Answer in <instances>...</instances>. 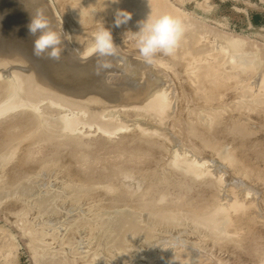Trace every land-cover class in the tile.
Segmentation results:
<instances>
[{"label": "rangeland", "instance_id": "obj_1", "mask_svg": "<svg viewBox=\"0 0 264 264\" xmlns=\"http://www.w3.org/2000/svg\"><path fill=\"white\" fill-rule=\"evenodd\" d=\"M38 1L41 2L39 5ZM38 1V3L36 2L37 6L46 9L45 16L51 22V27L61 32L63 46L72 55V58L74 57L73 59L79 62L88 60L89 58L84 59L80 54L86 47H76L73 44L72 32L70 29L64 27V20L66 23L69 21L71 26L75 24L79 28L85 27L83 23H76L77 20L71 18L67 10L70 0H64L63 2L62 0H44L45 3H42L43 0ZM128 1L132 4L136 0ZM140 1L145 6L154 9V12L149 15L171 14L178 17L184 23L185 28L191 29L187 31L186 36H189L190 32H193L192 34L199 38V46L196 47L198 51H194L193 55L198 54L200 56L201 53L199 54V52L206 48L205 41H208V37H210L209 42L213 44L215 41H218L215 45L217 47L220 45L219 48L222 50L225 49L228 53H233L231 54L232 56L234 53H240L239 56H242L241 61L242 59H246L250 62H248L249 65L255 63L253 70H256L254 69L255 66H257L256 71L258 73H262L261 71L264 70V0ZM56 3H59V6ZM65 4L67 5L66 7ZM100 4L99 8L107 11L108 7ZM47 7L50 9L48 8V10ZM112 13H115V11ZM86 15L88 16V13ZM99 16L97 14L90 16L91 23L89 25L92 29L94 25L98 29L102 24L96 21ZM140 16V13H138V15L131 17L134 20L140 21L143 19L142 17L140 19ZM104 27L108 28V26ZM91 28L87 30L91 32L86 31L88 34L85 33L86 35L83 37L82 43L87 44V46L92 43V35L97 30L96 28L93 30ZM64 37H66L65 40ZM121 48L125 49L122 50ZM121 48H119L120 53L123 52L120 54L117 51L115 57H104L102 58L103 60L97 56H94V59L90 58L93 59L91 63L95 65V70L91 66L89 68L92 69V73L96 71L94 76L91 77L96 88L101 89L98 83L104 84L105 91L109 94L113 93L112 99L118 101L114 100L115 103L112 102L114 103L112 105L102 103L105 106L107 105L106 107L104 106V109L101 107V104L100 106L90 105L91 107L87 106L88 108L82 106L81 108H77L79 112L75 110L76 113L78 112L79 118L85 116L84 123L79 124V131L81 134L82 132L84 134L82 136L83 139L81 138L83 141L82 146L71 145L56 148L54 143L41 142L33 147V161L28 167H17L14 163L18 151L7 149L0 152V161L5 160L2 162L5 165L0 166V176L2 177L0 186L3 188L0 190V264H53L57 260L58 262L55 264H117L116 262L118 264H264V107L258 105L262 108V111L260 110L261 108L258 111L259 107H256L259 104L257 101H263L261 105L264 106V100H262L264 92L263 90L261 91L263 92V96L260 97L262 94H260V91H258V94L256 89L255 94L257 93V95L253 93L254 91H251L250 93L252 94L246 92L245 96L242 92H235L232 87L234 82L246 84V80L248 81L249 79L244 76L246 74L249 75L251 70L248 72L249 74L245 73L244 76L242 75L244 78L236 76L238 79L242 78L241 80H238L234 76L228 78L229 83L223 82V84L225 83L224 85H227L226 87L224 85H217L220 93L217 92L219 94H216V90L215 92H210L212 91V88L209 87L211 85H207L208 88L204 86L203 78L206 75H202L203 72L199 71L201 70L200 66L203 65L202 63V65L196 63V69L194 66L192 69L199 72L198 76L197 72H195L196 74L192 73L195 70L191 71L189 69L190 73L188 70H185V65L183 66L184 63L181 59L172 60L169 56L161 55L152 64H148L139 55L137 49H129L127 45ZM177 51L179 49L176 50L174 56L178 53ZM222 54L218 53L221 57L225 55L224 53ZM213 55L215 59L221 58L216 57V53ZM95 58L110 62L112 67L107 70L99 69ZM179 60L182 63L178 62ZM131 63H135L133 65L137 63L135 71L130 68ZM225 66L224 69L228 71L230 69L229 65L226 64ZM197 67L199 70H197ZM50 69V73L52 71L54 74L60 72L52 70V68ZM151 71L161 79L170 94L169 114L167 117H162L163 122L160 124L157 123L159 116L155 118L156 114L154 115L153 111L142 110V112L137 107L140 105L141 99L149 95V91L151 90L149 87L150 81L142 84L144 85V89L140 90L139 85L142 82H139V78H141V72L149 74L148 72ZM40 72L37 74L40 75ZM185 72L192 75L190 76L191 79H189V75L185 74ZM7 75L9 74H0V86L5 83L8 84L13 78V76H8V79H11L7 80L5 79ZM19 75L17 74L18 77ZM69 75V77H72L71 80H73L70 81V78H68L69 80L64 79L67 81H64L65 83H69L70 81V85H65L64 83V86H72L71 82L77 84L73 85L74 87L78 86V84L81 85V81L77 80L79 79V75L77 78H75L76 74L74 73L73 75ZM25 76V81L22 80L23 78L18 79V81L21 79L19 81L21 87L16 84V89L12 90L11 88L12 92L6 89L9 94L7 95L6 91V96H4L15 99L16 94L18 96L20 91H22L21 88H25L23 86L26 85V78L29 76L30 79L36 78L32 74H28L27 77ZM66 76L65 78L68 77ZM204 79L209 78L207 76ZM36 80L38 79L36 78ZM90 80L88 85H93ZM190 80L193 82L191 81V83ZM197 80L203 81H199L200 83H198ZM260 80L258 79V84L256 83L257 80L255 81V87L260 84V88L263 83V81L260 83ZM21 81H24V84ZM84 81L86 80L82 82ZM195 83H198V86L203 83L202 86L203 88L205 87V91H202L203 93L206 92L207 88L208 92L213 94L209 95L206 92V95L202 94L203 96H200L201 89L196 86L197 89L194 86L196 85ZM84 86H87V84ZM189 86H192L191 88L195 91L199 90V92H193ZM252 86L254 87V84ZM77 88L75 87L74 89ZM133 88L135 89L134 91ZM261 88L264 89L263 86ZM209 89L211 90L209 91ZM247 93L252 97L254 95L260 98H258L259 100L253 99L252 97H248ZM9 95L14 96L9 97ZM243 95L245 97H241ZM4 96L1 95L0 97ZM199 96L200 98H198ZM205 96L207 100L214 101V103H209L208 100L206 105V101L204 102L206 100ZM28 104V101L24 102L25 106H23L26 107L25 110L32 108L30 105L27 107ZM42 107L44 108L41 105L37 110L36 107L32 109L40 116L37 118V114L32 113L37 122L32 117V114H30V120L36 122L35 127L37 128L41 124L39 122L42 120L41 117L44 116ZM89 108L93 110L96 108V111L91 109L90 112ZM206 109L208 110L205 111ZM214 109L216 113L222 110L221 116V112L216 115L214 114V117L219 115V120L217 119L218 117L215 118L219 122H216L218 125L215 123V126L213 123L215 127L213 126L212 130L208 126L201 127L204 122L208 123L207 120H209L210 113H212L210 115L213 117V113H215ZM126 110L128 111L127 113ZM38 111H41V113ZM70 112L73 111L62 108L60 112L55 110L51 114L48 113V116L50 119H54L57 113H59L60 116L66 115L70 117ZM202 112H204V116H201L203 115ZM206 113L208 115L205 116ZM92 118L93 120H91ZM153 118H155L154 121ZM203 118L207 120L203 122ZM141 123L144 131L139 128ZM239 123L240 127L244 126L243 129L236 126ZM105 124H107L109 129H103L101 125ZM191 124L195 129L197 128L196 133H198L196 136H205L211 142L203 144L205 140L201 136L200 139H195V137L191 136L189 132ZM228 124L236 126L235 130L240 131L242 129L240 131L242 134L229 131ZM18 125L17 118L8 119L6 123L0 125V147L8 143V132H11L15 136L18 134L17 132L20 130ZM145 129L155 132L154 135H151L150 132L143 133L146 131ZM209 144H215V146ZM21 145L18 148L19 151L22 147ZM216 145L234 152L233 155L228 156V159L234 162L239 161L237 164H243L248 172L246 174L244 172L238 173L228 167L222 161L221 155H218L219 157L216 156ZM213 146L215 147L214 149ZM206 147L208 148L206 149ZM55 156H57L56 159ZM46 159L51 160L42 163L44 164L41 165L43 167L36 168V165L44 162ZM184 160L187 161L184 162ZM172 162L176 165L174 166ZM177 165L178 167L185 165L183 169L186 172L188 170V174L178 171ZM190 166L191 169H188ZM117 169L133 170L136 173L140 172L138 174L145 175L149 182L156 185L150 188L147 198L158 201L166 194L167 196L164 195L166 203L155 204L156 210L148 211L136 208L137 196L132 197L126 194L124 186L122 187V184H120L119 180L121 179H109L112 171ZM257 174L263 179L258 180L260 177ZM116 182H119L117 188ZM213 182H220L219 187H215ZM19 187L31 191L27 195L20 194V196L23 195L21 198H15L13 196L14 191L16 192V189ZM232 187H234L233 191L230 190ZM237 199L244 204L247 202L246 205L249 204L248 206L250 207L252 205L251 212L257 218L254 217V220L248 218L251 222L249 220L237 222V215L232 212L229 214V217L232 216L231 219L228 217L221 219L222 221L225 220L231 227L234 226L236 233L233 232L231 234L229 233L232 231H228V233L222 232L212 222L209 226L204 225L205 222L200 215L208 214L215 216L218 208L223 209L229 206L226 209H231L230 206ZM202 207L204 208L201 212L202 214L195 213V211ZM207 208H210V212L205 211ZM173 209H177V211ZM249 212L247 214L250 215ZM170 213L171 215L174 214L173 219L168 221L162 220L164 223H152L156 221L157 216H168ZM103 215L105 216L102 220L112 217L113 219L117 218V220L127 219L131 223H137L140 227L138 230L140 231L127 233V236L125 235L126 237L124 238L122 229H110V231L101 225V217ZM211 219L213 220V218ZM235 219L237 220L236 222ZM202 226L204 227L202 228ZM177 227L181 230L177 231ZM147 231L150 234L147 233L148 235H146L145 232ZM129 234H131V237ZM150 235L152 236L149 239ZM233 237L234 241L231 240ZM145 238H148L147 241H145ZM115 241L120 247L116 245ZM128 244H132L133 247ZM179 252L183 253V255Z\"/></svg>", "mask_w": 264, "mask_h": 264}, {"label": "bare ground", "instance_id": "obj_2", "mask_svg": "<svg viewBox=\"0 0 264 264\" xmlns=\"http://www.w3.org/2000/svg\"><path fill=\"white\" fill-rule=\"evenodd\" d=\"M38 1V0H37ZM61 1V0H60ZM64 0H62V2H63ZM39 2V1H38ZM37 2V3H38ZM45 3V1L43 0L42 1V3ZM56 2V1H55ZM58 2V1H57ZM61 2V3H62ZM41 2H39L38 3V5L40 4ZM60 3V2H59ZM58 3V4H59ZM102 4V5H105V6H107L108 7V9H107V11H103V10H101L99 7V4ZM57 4V3H56ZM57 4V5H58ZM100 4V5H101ZM19 4L17 3H15V1L14 0H0V68H5L6 67V65H3V64H5V63H7V62H9L10 64L8 65V67H10L11 65H13V64H15V63H19V62H17V61H21V62H24V64H26L28 61H29V57L27 58V55H26V53L25 52H22V50H20V49H18L17 48V46H15V48H13L12 47V45H18V43H20L18 40H16L15 39V36H13V37H5L6 35H7V33L8 32H6V30H8V29H11V27H12V23L11 22H7L8 21V19L10 18V16L13 14V13H16L18 10L20 11V7L18 6ZM61 5V4H60ZM59 6V5H58ZM62 6V5H61ZM67 5L65 4V7H66ZM40 8H43V7H40ZM49 7H47V9H48ZM60 8V7H59ZM44 9V8H43ZM50 9V8H49ZM48 9V10H49ZM67 9V8H66ZM44 10H46V9H44ZM65 10V9H64ZM68 11H69V14H70V16H71V18H73V19H76L77 20V22L76 23H79V22H81V23H83L84 25L83 26H85L84 28L83 27H80V28H83V29H80L79 27H76L75 26V24L73 25V26H71L70 24L71 23H69V21H68V23H66L65 22V20H64V18H63V20H64V27H66L67 29H70V31L72 32L71 34H72V36H73V44L76 46V47H78V48H84V47H86V48H88L91 44H89L88 46H87V44L85 45L84 43H82L83 42V37L86 35V34H88V33H86V31L88 30V29H90L91 27H90V23H91V20L89 19L90 18V16L91 15H93V14H97V15H100L99 16V18H98V20H96L97 22H101L102 24H103V26H108V28L111 30V32H112V35H113V40H114V43L118 46V48H117V51L120 53V49L119 48H121L122 46L124 47V45H127V47L129 48V49H131V48H133V49H137L136 48V46H135V40H134V38L132 37V34L131 33H128L129 31H131V32H135V31H138V22L139 21H137V20H134L132 17H131V20H129L126 24H122L121 26H119V27H116L115 26V18H116V12L118 11V10H123V11H126V12H128V13H130L131 14V16H135V15H138V13H140V19H141V17L143 18L142 20H145L147 17H148V15L150 14V13H153L154 12V9L153 8H150V7H147V6H145L140 0H136L134 3H132V4H130L129 3V1L128 0H118V2H116V3H114L113 2V0H70V4H68V9H67ZM61 11V10H60ZM67 11V12H68ZM113 11H115V13H112ZM143 12V13H142ZM19 13H21V11L19 12ZM19 13H16V14H19ZM46 13H47V11H46ZM88 13V16L86 15ZM91 14V15H90ZM45 15V14H44ZM48 15V14H47ZM13 16H15V14L13 15ZM65 17V16H64ZM69 17V16H68ZM98 17V16H97ZM96 17V18H97ZM48 19V18H47ZM65 19H67V18H65ZM69 19V18H68ZM70 20V19H69ZM142 20H140V21H142ZM67 21V20H66ZM85 21V22H84ZM53 22V21H52ZM80 24V23H79ZM96 25H94V27H93V29H95L96 27H95ZM99 27V26H98ZM92 29V28H91ZM92 29V30H93ZM97 29V28H96ZM191 29L190 28H185V31H184V34H183V37H182V39H181V42H180V44H179V47H178V49H179V51H177L178 53L176 54V56H174V55H172V56H169V58L171 57L172 58V60H177V59H181V61H183V66L186 68H184L185 70H188V72H189V69L191 70V71H194L195 69H196V67H195V65H196V63H199V64H201L202 66H200L201 67V70H199V68L197 69V70H199L200 72L202 71L203 72V74L202 75H206L205 77H207L208 76V78L209 79H204L203 78V76L201 75V77L203 78V80H204V83H205V87L207 86V85H211V86H209V87H211L212 88V91H210L211 89H209V91L210 92H215V90H216V94H219L220 93V89L219 88H217L218 86H222V85H224L223 84V82H228L229 83V80H228V78H232L233 76L234 77H236V76H241L242 77V75L244 76L245 75V73H248V72H250V70H251V72H250V74L249 75H247L246 74V76H244V77H247V79H249L248 81L246 80V84H241V83H235L234 82V85H232V87L234 88V91L235 92H242V94H244L245 96H246V92H248V93H250L251 91L255 94V90L257 91V93H258V91H262L263 90V92H264V89H262L261 87L263 86V88H264V70H260L262 73H258L256 70H257V66H255L254 67V69H256V70H253V65H255V63H252V64H250L249 65V61L248 60H246V59H242V61H241V58H242V56L240 57L239 56V54H235L234 53V55L232 56L231 54H233V53H228L225 49L224 50H222L221 48H219V46L217 47L215 44H216V42H218V41H215L213 44L211 43V42H209V40H210V37H208V41L207 42H209L207 45H206V41H205V47L206 48H204V50L202 49L201 51H203V52H199V54H200V56L197 54V55H193L194 53V51H198L197 50V46H199V44H198V40H199V38L198 37H195L192 33L193 32H190V34H189V36H186L187 35V31H190ZM85 31V32H84ZM196 31V30H195ZM87 32H89V31H87ZM91 32V31H90ZM89 32V33H90ZM198 32H200V31H198ZM66 33V32H65ZM86 33V34H85ZM69 34V33H68ZM79 34H81V35H79ZM5 38V39H4ZM66 38V37H65ZM212 38V37H211ZM65 40V39H64ZM86 41V40H85ZM202 43V42H201ZM72 44V45H73ZM124 44V45H123ZM83 45H85V46H83ZM218 45V44H217ZM68 46V45H67ZM75 47V48H76ZM237 47V46H236ZM122 50H124L123 48H121ZM177 49V50H178ZM83 50V49H82ZM121 50V51H122ZM69 51V50H68ZM230 51V50H229ZM123 52V51H122ZM121 52V53H122ZM69 53V52H68ZM120 53V54H121ZM214 53H216V57L218 56V58L219 57H221V55L219 56L218 55V53L219 54H222V53H224L225 55L224 56H222L221 58H219V59H215L214 57ZM118 54V53H117ZM196 54V53H195ZM213 55V56H212ZM223 55V54H222ZM77 56H78V54H77ZM126 56V55H125ZM91 58H93L94 59V56L93 57H91ZM97 58V57H96ZM95 58V59H96ZM244 58V57H243ZM102 59V58H101ZM249 59V58H248ZM82 60V59H81ZM89 60H92V59H88L87 60V62L89 61ZM97 61L99 60V58L98 59H96ZM103 60V59H102ZM246 60V61H245ZM6 61V62H5ZM180 60L178 61V62H181ZM251 61V60H250ZM136 62V61H135ZM158 62V61H157ZM246 62H247V64H246ZM249 62V63H248ZM251 62H253V61H251ZM164 63V62H163ZM182 63V62H181ZM133 64H135V63H131L130 64V68L131 69H133V71H135V66H137V63H136V65H133ZM226 64H228L229 65V70L228 71H226L225 69H224V66L226 65ZM5 66V67H4ZM131 66H133V67H131ZM195 67V69L194 70H192L194 67ZM197 66H199V65H197ZM250 66H252V67H250ZM226 67V66H225ZM7 68V67H6ZM119 68V67H118ZM52 70H53V68H52ZM51 71V69L49 68V72ZM56 71V70H55ZM110 71V70H109ZM183 71V70H182ZM190 71V72H191ZM40 72V71H39ZM59 72V71H58ZM57 72V73H58ZM61 72V71H60ZM60 72L58 73V74H54V72L52 71L51 73H52V75L55 77V79H54V83H51V81H49V80H41V81H43V82H45V84H46V86L45 85H43L39 80H36V78H33L32 76H31V78H33V79H30V76L28 77V78H26L27 80H26V85H24L23 87H25V88H21L22 89V91H20V93L18 94V96H17V94H16V96H15V99H11V98H8V97H5L6 96V89H8V90H10L11 92H12V90L13 89H16V87H17V85L16 84H18L19 85V81L21 80H19L18 81V79L19 78H23L22 80H24L25 78H24V76L23 77H21V74L19 75V77L17 76V74L16 73H14V75H13V78L11 79V78H9V79H11L10 80V82L7 84V83H5V84H3L2 86H0V96L2 95V96H4V97H0V125L2 124H4V123H6V120H8V119H15V118H17L18 119V122H19V128H20V130L19 129H17V130H19V132H17L18 134L15 136V135H13L11 132H8L7 133V139H8V143H6V144H3L2 145V147H0V152H2V151H4V150H7V149H9V150H14V151H18L17 152V158H16V161L14 162L16 165H17V167H28L29 165H31L32 164V157H33V155H32V149H33V147L34 146H36V145H38L39 143H41V142H44V143H54V146L56 147V148H60V147H67V146H78V147H80V146H82L83 145V141H82V136L84 135L83 134V132H82V134H81V132L79 131V124H83L84 123V117L85 116H83V117H78L79 115H77L78 114V112H79V109H77V108H81L82 106H93V105H95V104H98L99 102H100V99L101 98H103V97H107L108 95L106 94V93H96L95 92V90L97 91V89H95L96 88V86H94V84L93 85H88V82H89V80L86 82V81H84V82H82L83 83V85H86L87 84V86H84L83 87V85H82V83H80L81 85H82V88H81V85H79L78 84V86H75V87H80L79 89L77 88V89H74L75 87L73 86V85H77L76 83L74 84V83H72L71 82V84H73L72 86H64V83L65 82H67V81H65V80H69L68 78H70V81H72L71 80V78L72 77H69L66 73H64V74H60ZM95 73H96V71H94ZM125 72H127V71H125ZM186 73L185 72V74H187V75H189V73ZM195 72H197L196 70L194 71V72H192V73H195ZM201 72V73H202ZM38 73V72H37ZM149 74H147L146 72H141V78H139V82H142V83H140V85H139V87H140V90H142V88L144 89V85H142V84H145V82L146 81H150L149 83V87L151 88V90L149 91V95H147V96H145V97H143L142 99H141V102H140V105L139 106H137L139 109H141V111L143 110V111H148V112H154V115L156 114V116H154L155 118L156 117H158L159 116V118H158V122L157 123H161V122H163V116L164 117H167V115L169 114L168 112H169V110H170V94H169V90H167L166 88H165V86H164V84H163V82L161 81V79L159 78V77H157V76H155V73L153 74L152 73V71L151 72H148ZM191 73V74H192ZM198 73L199 72H197V75H198ZM31 74V73H30ZM29 74V75H30ZM60 74V75H59ZM75 74V73H74ZM146 74V75H145ZM196 74V73H195ZM232 74H235V75H232ZM33 75V74H32ZM38 75V74H37ZM42 75V73L40 72V75H38V77L39 76H41ZM63 75V76H62ZM65 75H67L66 77L67 78H65ZM73 75V74H72ZM232 75V76H231ZM62 76V77H61ZM77 76H78V74H77V72H76V77L75 78H77ZM94 76V75H93ZM106 76V75H105ZM153 76H155V77H153ZM190 76H192V75H189L188 77H189V79H191L190 78ZM195 76V75H194ZM193 76V77H194ZM199 76V75H198ZM18 77V78H17ZM25 77H27V76H25ZM120 77V76H119ZM121 77H123V76H121ZM240 77V78H241ZM244 77H242V78H244ZM73 78H74V76H73ZM74 78V79H75ZM79 78H80V76H79ZM96 78V77H95ZM201 78V79H202ZM237 78V77H236ZM235 78V79H236ZM241 78V79H242ZM1 79V78H0ZM5 79H7V80H9L8 79V77H5ZM65 79V80H64ZM97 79H99L98 77H97ZM194 79V81H195V77L193 78ZM197 79V78H196ZM200 79V80H201ZM238 79V78H237ZM241 79H238V80H241ZM246 79V78H245ZM258 79L260 80V83H262V81H263V83H262V85L260 86V88H259V85L257 86V87H255L256 85V83L258 84L259 83V81H258ZM76 80V79H75ZM93 80V79H92ZM199 80V81H200ZM202 80V81H203ZM209 80V81H208ZM237 80V81H238ZM258 82H257V81ZM25 81V80H24ZM24 81H21L22 83L24 82ZM65 81V82H64ZM70 81H69V83H65V85L67 84V85H70ZM77 81V80H76ZM75 81V82H76ZM79 81V80H78ZM161 81V82H160ZM192 80H190V82H191ZM198 80H197V82L198 83H200V82H202V81H200L199 82ZM206 81V82H205ZM221 81H222V83H221ZM235 81V80H234ZM243 81V80H242ZM245 81V80H244ZM255 81H256V83H255ZM21 82H20V84H21ZM53 82V81H52ZM74 82V81H73ZM86 82V83H85ZM189 82V83H190ZM193 82V81H192ZM191 82V83H192ZM196 82V81H195ZM3 83V82H2ZM78 83V82H77ZM91 83H93V82H91ZM98 83V82H97ZM198 83L196 84V85H194L195 87L196 86H198ZM208 83V84H207ZM220 83H221V85H220ZM243 83H245V82H243ZM24 84V83H23ZM22 84V85H23ZM90 84V83H89ZM98 84H102V83H98ZM227 84V83H226ZM254 84V87L252 86ZM1 85V84H0ZM203 85V83H201V84H199V86L198 87H200V89H201V94H200V96L202 95V94H205L206 92L207 93H209L208 92V86H207V88H206V92H202V91H205V87L203 88V86L201 87V86ZM218 85V86H217ZM20 86V85H19ZM18 86V87H19ZM137 86H138V83H137ZM147 86V85H146ZM145 86V87H146ZM193 86V85H192ZM191 86V87H192ZM225 87L227 86V85H224ZM21 87V86H20ZM19 87V88H20ZM74 87V88H73ZM100 87V86H99ZM98 87V88H99ZM103 87H104V84H103ZM130 87H132V86H130ZM190 87V86H189ZM190 87V88H191ZM194 87V88H195ZM11 88H12V90H11ZM197 88V87H196ZM195 88V89H196ZM222 88H224V87H222ZM221 88V89H222ZM21 89H19V90H21ZM105 89V88H104ZM149 89V88H148ZM198 89V88H197ZM100 90V89H99ZM106 90V89H105ZM135 89L133 88V91H134ZM191 90L194 92L195 90H193V88H191ZM107 91H108V89H107ZM111 91V90H110ZM197 92H199V90H196L195 91V93H197ZM217 92H219V93H217ZM263 92H261L260 94H262ZM142 93V92H141ZM206 93V94H207ZM247 93V94H248ZM257 93L255 94V95H257ZM9 94V92L7 91V95ZM205 94V95H206ZM211 94H213V93H209V95H211ZM238 94V93H237ZM250 94H252V93H250ZM250 94H248V97H252ZM259 94V93H258ZM264 94V93H263ZM263 94L262 95H260V97H262L263 96ZM111 95L112 96H114V94L113 93H111ZM195 95H198V94H195ZM209 95H207V96H209ZM238 95H240V94H238ZM241 96V97H245V96ZM250 95V96H249ZM11 95H9V97H10ZM14 96V95H13ZM13 96H11V97H13ZM21 96H24V98H22L21 99ZM200 96L198 97V98H200ZM203 96V95H202ZM214 96H215V94H214ZM217 96H219V95H217ZM260 97H255L254 95H253V99H257V100H259L258 98H260ZM205 98H206V100H204V102L206 101V105H207V101L209 100H207V97L205 96ZM210 98H212L211 96H210ZM217 98H219V97H217ZM202 99H204V98H202ZM213 99V98H212ZM211 99V100H212ZM215 99V98H214ZM242 99V98H241ZM262 99V98H261ZM260 99V100H261ZM28 101V106L27 107H29V105L32 107L31 109H28V110H25V108L26 107H24L25 105H24V102L25 101ZM113 100H115V99H113ZM239 100V99H238ZM256 100V101H257ZM262 100H264V98L262 99ZM132 101V100H131ZM203 102V101H202ZM211 101L209 100V103H210ZM263 101H257V103H259V104H257V106L256 107H259V106H261V107H264V106H262L261 105V103H262ZM106 103V102H105ZM115 103V102H114ZM113 103V104H114ZM133 103V102H132ZM212 104L214 103V101L213 102H211ZM241 103V102H240ZM45 104H46V106H45ZM107 104V103H106ZM108 104H110V103H108ZM211 104V105H212ZM255 104V105H256ZM24 105V106H23ZM41 105H43L44 106V108H43V110H42V112L44 111V116H42L41 118H42V120L41 121H39L41 124H39L40 126H39V128H37V127H35L36 126V122H37V120L33 117L34 115L32 114V113H36L34 110H32L33 108H35L36 107V110H37V108L39 107V106H41ZM103 105V104H102ZM101 105V107H103V109L107 106H105V104L102 106ZM112 105V104H111ZM118 105V104H117ZM209 105V104H208ZM241 105V104H240ZM259 105V106H258ZM38 106V107H37ZM90 106V107H91ZM99 106H100V104H99ZM105 106V107H104ZM119 106H120V104H119ZM118 106V107H119ZM215 106V105H214ZM86 107H85V110H86ZM87 107V108H88ZM130 107V106H129ZM211 107V106H210ZM261 107H259L257 110L259 111V109L261 108ZM62 108H67V109H69V110H71V111H73V112H70V117H68V116H66V115H64V116H60V114L59 113H57V115H56V118H54V119H50V117L48 116L49 114H51L52 113V111H55V110H57V111H59L60 112V110H62ZM126 108V107H125ZM207 108H208V106H207ZM212 108V107H211ZM249 108H252V107H249ZM90 110V112H91V109L92 108H89ZM100 109V108H99ZM135 109V108H134ZM210 109V108H209ZM216 109V108H215ZM214 109V110H215ZM264 109V108H263ZM75 110H78V112L76 113L75 112ZM93 110V109H92ZM208 109H206L205 111H207ZM211 110V109H210ZM213 110V111H214ZM252 110V109H251ZM257 110H255V111H257ZM261 111H262V108L260 109ZM82 111V110H81ZM93 111H96V108H95V110H93ZM92 111V112H93ZM101 111H103L102 109H101ZM100 111V112H101ZM125 111V110H124ZM140 111V110H139ZM140 111V112H141ZM142 111V112H143ZM212 111V112H213ZM39 112V111H38ZM65 112V111H64ZM89 112V113H90ZM128 111L126 110V113H127ZM139 112V113H140ZM209 112H211V111H209ZM209 112H208V114H209ZM221 112V113H220ZM264 112V111H263ZM39 113H41V111L39 112ZM49 113V114H48ZM68 113V112H67ZM86 113V112H85ZM123 113H125V112H123ZM138 113V114H139ZM145 113V112H144ZM217 113H218V111H217ZM216 113V110H215V113H213V117L211 116L212 115V113H210L209 114V118H208V116H207V118L209 119V120H207L208 121V123L207 122H204V121H206L205 120V118H203V122L201 121V123H203V125L204 124H206V125H202L201 127H205V126H208L209 128H210V130H212L211 128H213V123L215 124L216 122L217 123H219L218 121H217V119L219 120V115L216 117H214V114L216 115L217 114ZM219 113H220V116L222 115V110L220 111L219 110ZM218 113V114H219ZM30 114H32V117L36 120V122L33 120V121H31L30 120ZM36 114H37V116H36ZM35 114V116L38 118V117H40V116H38V113H36ZM91 114V113H90ZM146 114V113H145ZM202 114L203 115H201V113H200V115L201 116H204V112H202ZM207 113L205 114V116L206 115H208ZM86 115V114H85ZM93 115H94V113H93ZM92 115V116H93ZM100 115H101V113H100ZM143 115V114H142ZM149 115H151V114H149ZM136 116V115H135ZM139 116V115H138ZM146 117V116H145ZM155 118H153V121L155 120ZM202 118V117H201ZM215 118H217V119H215ZM38 120H40V119H38ZM91 120H93V118L91 119ZM99 120V119H98ZM201 120V119H200ZM216 120V121H215ZM122 121V120H121ZM103 122V121H102ZM148 122V121H147ZM235 122V121H234ZM146 123V122H145ZM149 123H151V122H149ZM216 123V124H217ZM38 124V123H37ZM93 124V123H92ZM97 124V123H96ZM199 124V123H198ZM216 124H215V126H216ZM234 124V123H233ZM148 125H150V124H148ZM154 125V124H153ZM193 125H195V124H193ZM200 125V124H199ZM218 125V124H217ZM241 125H243V124H241ZM102 127H103V129L105 130V129H109L108 128V126H107V124H105V125H101ZM140 127V129H143V131H144V128L142 127L143 125H142V123H141V125H139ZM155 126V125H154ZM214 126V127H215ZM233 125H231V124H228V128H229V131H231V132H235V133H241L240 131L243 129V127L244 126H241L240 127V123H239V125H237L236 124V126H238L239 128H242L240 131L239 130H235V127L236 126H233ZM197 129V128H196ZM196 129H195V127L194 126H192V124H191V127L189 128V132H190V134H191V136H193V137H195V139H200L201 137H202V139L203 140H205L204 142H203V144L205 143H210L209 141H208V139H207V137H203L202 135H198V136H196V134L198 133H196ZM238 129V128H237ZM146 130V129H145ZM203 130V129H202ZM142 131V132H143ZM237 131V132H236ZM14 132V131H13ZM147 132H150V131H145V132H143V133H147ZM151 133V135H154V133L155 132H150ZM149 133V134H150ZM189 134V133H188ZM242 134V133H241ZM5 138V137H4ZM82 138V139H81ZM1 141H4V140H1ZM198 141V140H197ZM201 141V140H200ZM23 143V144H22ZM1 144V143H0ZM22 144V145H21ZM202 144V143H201ZM22 146L21 147V149H20V151H19V146ZM209 145H211V144H209ZM208 145V146H209ZM212 145H214L215 146V144H212ZM211 145V146H212ZM213 146V149L215 148ZM217 147H216V149H215V154H216V156H218V155H221V159H222V161H224L225 162V164L228 166V167H230L233 171H235V172H238V173H241V172H244L245 174L248 172L247 171V168H245L244 167V165L243 164H241V165H238L237 164V162H239V161H236V162H234V161H230L229 159H228V156H230V155H233L234 154V152H230V151H228V150H225L223 147H218L219 145H216ZM204 147V146H203ZM36 148V147H35ZM208 147H206V149H207ZM211 149H212V147H211ZM209 150V149H208ZM211 151V150H210ZM214 151V150H213ZM213 154V153H212ZM56 157L57 156H55V159H56ZM219 157V156H218ZM51 159H46V160H44V162H41V163H39L38 165H36V168L37 167H39V168H41V167H43V166H41V165H44V164H42V163H45V162H49ZM3 161H5V160H2V161H0V166L1 165H3L2 164V162ZM185 161H187V160H184V162ZM180 162V161H179ZM182 162V161H181ZM189 162V161H188ZM172 164H173V162H172ZM177 164H179V163H177ZM187 164V163H186ZM185 164V165H186ZM5 165V164H4ZM3 165V166H4ZM174 166L176 165V164H173ZM185 165H183V166H185ZM189 165H190V163H189ZM188 165V166H189ZM183 166H181V167H178V165H177V170L178 171H182L183 173H185L186 172V170L185 169H183ZM188 166H186V167H188ZM191 166H193V165H191ZM191 166L188 168V169H191ZM38 168V169H39ZM193 168V167H192ZM207 168V167H206ZM213 168V167H212ZM185 170V171H184ZM208 170V169H207ZM9 171H10V169H9ZM192 171V170H191ZM213 171V170H212ZM215 171V170H214ZM187 172H188V170H187ZM186 172V173H187ZM190 172V171H189ZM138 173H140V172H138ZM138 173H136V171H133V170H127V169H117V170H115V171H112V173L110 174V178L109 179H121V180H119L120 181V184H122L121 186L123 187L124 186V190H125V192H126V194H128V195H130V196H132V197H136L137 196V203H136V208H140V210H156V205L155 204H160V203H166V201H165V198H164V195L165 196H167L166 194H164L158 201H156V200H153V199H148L147 198V196H148V194H149V190H150V188H152L153 186H156L155 184H153V183H151V182H149L148 181V179H147V177L145 176V175H143V174H138ZM4 174V173H3ZM188 174V173H187ZM213 174V173H212ZM259 174V173H258ZM257 174V176L258 177H260L259 175ZM126 175H130V176H132V177H134V179L132 180V181H126L125 179H124V177L126 176ZM257 176H256V179H257ZM261 176H262V174H261ZM1 177V176H0ZM28 177V176H27ZM246 177V176H245ZM163 178V177H162ZM161 178V179H162ZM244 178V177H243ZM264 178V177H263ZM262 177H260L258 180H262L263 179ZM24 179V178H23ZM25 179H26V177H25ZM161 179H160V182H161ZM215 179H217V178H215ZM245 179V178H244ZM254 179V178H253ZM0 180H2V177L0 178ZM22 180V179H21ZM117 180V181H118ZM5 181V180H4ZM12 181V180H11ZM116 181V180H115ZM2 181H0V183H1ZM264 182V181H263ZM71 183V182H70ZM214 183V182H213ZM220 183V182H219ZM219 183L218 182H215L213 185L215 186V187H219L218 185H219ZM118 184H119V182L117 183L116 182V188L118 187ZM233 185V184H232ZM264 186V185H263ZM13 187V186H12ZM122 187H120V188H122ZM223 187V186H222ZM221 187V188H222ZM240 187V186H239ZM238 187V188H239ZM1 186H0V190H1ZM236 188V187H235ZM3 189V188H2ZM154 189H156V188H154ZM216 189V188H215ZM233 189H234V187H232L230 190H232L233 191ZM10 190V189H9ZM17 191L15 192L14 191V195L13 196H15V198H21L22 196H20V194H25V195H27L28 193H30V191L27 189V190H25V189H23V187H19L18 189H16ZM123 190V191H124ZM244 190V189H243ZM7 191V190H6ZM29 191V192H28ZM155 191V190H154ZM224 192V191H223ZM244 192V191H243ZM164 193V192H163ZM221 193V192H220ZM121 194V193H120ZM123 194V193H122ZM156 194V193H155ZM161 194V193H160ZM234 194V193H233ZM252 194V193H251ZM216 195V194H215ZM221 195V194H220ZM122 196V195H121ZM118 198V197H117ZM254 198V197H253ZM130 199V198H129ZM136 199V198H135ZM236 199V198H235ZM252 199V198H251ZM37 200V199H36ZM127 200V199H126ZM134 200V199H133ZM9 202V201H8ZM135 202V201H134ZM133 202V203H134ZM156 202V203H155ZM236 202V203H235ZM235 202H233V204H232V206H230V208L231 209H226L227 207H229V206H227V207H224L223 209L222 208H218L216 211H217V213L215 214V216H210V215H208V214H205V215H200L201 216V218L203 219V221L205 222V224L204 225H206V226H209L210 225V223L212 222L215 226H218V228L219 229H221V231L222 232H224V233H228V231H232V232H230L229 234H231V233H236V231H234L235 230V228H234V226L233 227H231L229 224H227L226 223V221L224 220V221H222L221 219H224L225 217H228V218H230L231 219V217H229V214H231L232 212H234L236 215H237V219H238V221L235 219V222L237 221V222H241V221H244V220H249L248 218H251V219H253L254 220V217L256 216L255 214V216L253 215V213L251 212V210H252V208H253V206L251 205V203H250V205H251V207L250 206H248V205H246V203L247 202H245V204L244 203H242L241 201L239 202L238 201V199L237 200H235ZM117 203V202H116ZM5 204V203H4ZM164 205V204H163ZM162 205V206H163ZM173 205V204H172ZM184 205V204H183ZM182 205V206H183ZM180 206V205H179ZM185 206V205H184ZM160 208H161V205H160ZM165 208V207H164ZM203 208V207H202ZM199 209V210H197V211H195V213H199V214H202L201 212L204 210V208L203 209ZM181 209V208H180ZM185 209V208H184ZM198 209V208H197ZM256 209V208H255ZM137 210H139V209H137ZM139 210V211H140ZM174 210V209H173ZM187 210H188V208H187ZM195 210V209H194ZM210 210V208L208 209L207 208V210H205L206 212H210L209 211ZM174 211H177V209L176 210H174ZM192 211H193V209H192ZM216 211H214V212H216ZM250 211V212H249ZM205 212V213H206ZM250 213V215L249 214H247V213ZM252 213V214H251ZM142 214V213H141ZM140 214V215H141ZM117 215V214H116ZM174 215V214H173ZM173 215H171V213L167 216V215H159V216H157L156 217V221H153L152 223H161L162 222V220H171V219H173ZM179 215H181V213H179ZM191 215V214H190ZM248 215V216H247ZM105 215H103L102 217H101V225L102 226H104V228H106L107 230L109 229H111V230H115V229H118V230H121L122 229V231H123V233H124V238L127 236V233H135V231H140V230H138V229H140V227L138 226V224L136 223H131L129 220H127V219H121V220H117V218L115 219H113L112 217H110V218H108V219H103L102 220V218L104 217ZM170 216H172V217H170ZM250 216V217H249ZM180 217V216H179ZM188 217V216H187ZM233 217H234V215H233ZM61 218V217H60ZM146 218V217H145ZM175 218H177V217H175ZM181 218H182V216H181ZM211 218H213V220L211 219ZM255 218H257V217H255ZM180 219V218H179ZM176 220V219H175ZM174 220V221H175ZM181 220V219H180ZM174 221H173V223H174ZM178 221V220H177ZM231 221V220H230ZM250 221V220H249ZM259 221V220H258ZM79 222V221H78ZM150 222H151V220H150ZM180 222V221H179ZM251 222V221H250ZM162 223H164V222H162ZM172 223V224H173ZM182 223V222H181ZM80 224V223H79ZM86 224V223H85ZM89 224V223H88ZM120 224V225H119ZM190 224V223H189ZM252 224V223H251ZM81 225H83V224H81ZM147 225V224H146ZM167 225V224H166ZM169 225H171V224H169ZM173 225H175V224H173ZM195 225V224H194ZM80 226V225H79ZM148 226V225H147ZM156 227H157V225H155ZM177 226H178V224H177ZM85 227V226H84ZM144 227V226H143ZM168 227V226H167ZM199 227V226H198ZM204 226H202V228H203ZM146 228V227H145ZM144 228V229H145ZM155 228V227H154ZM169 228V227H168ZM170 228H172V227H170ZM175 228V227H174ZM213 228V227H212ZM237 228H240V227H237ZM80 229V228H79ZM143 229V228H142ZM141 229V230H142ZM180 228H178L177 227V231L179 230ZM110 230V231H111ZM146 230V229H145ZM148 230V229H147ZM150 230V229H149ZM175 230H176V228H175ZM181 230V229H180ZM237 230V229H236ZM198 231H199V229H198ZM141 232H144V231H141ZM146 233V235H148V234H150V232L148 233V231L147 232H145ZM148 233V234H147ZM143 234V233H142ZM126 235V236H125ZM130 235V237H131V234H129ZM145 235V236H146ZM151 236L152 235H150L149 236V239L151 238ZM133 237V236H132ZM154 237V236H153ZM235 237V236H234ZM234 237H233V239H231V240H233L234 241ZM128 238V237H127ZM134 238V237H133ZM136 238V237H135ZM141 238V237H140ZM129 239V238H128ZM132 239V238H131ZM130 239V240H131ZM137 239V238H136ZM139 239V238H138ZM148 239V238H147ZM147 239L145 238V241H147ZM217 239V238H216ZM140 240V239H139ZM222 240V239H221ZM71 241V240H70ZM117 241V240H116ZM115 241V242H116ZM129 241V240H128ZM132 241H133V239H132ZM143 241V240H142ZM170 241V240H169ZM103 242H105V241H103ZM102 242V243H103ZM118 242V241H117ZM117 242H116V245H117ZM124 242V241H123ZM131 243H133V242H131ZM153 243V242H152ZM171 243V242H170ZM114 245V244H113ZM112 245V246H113ZM129 245V244H128ZM104 246V245H103ZM102 246V247H103ZM109 246V245H108ZM118 247H120V245H117ZM117 246H115V247H117ZM129 246H132V244H130ZM137 246V245H136ZM133 247V246H132ZM129 248V247H128ZM135 248V247H134ZM126 249V248H125ZM117 250H119V249H117ZM121 250V249H120ZM101 251H102V249H101ZM114 251V250H113ZM126 251V250H125ZM183 251V250H182ZM131 253V252H130ZM180 253V252H179ZM126 254V253H125ZM178 254V253H177ZM181 254V253H180ZM179 254V255H180ZM98 255H100V254H98ZM181 255H183V253L181 254ZM93 256V255H92ZM126 256V255H125ZM195 256V255H194ZM181 257V256H180ZM125 258V257H124ZM101 259V258H100ZM100 259H98V260H100ZM181 260H182V257H181ZM180 260V261H181ZM184 260V259H183ZM100 261H103V260H100ZM149 261V260H148ZM178 261V260H177ZM56 262H58V260L56 261ZM55 261H54V263L53 264H55L56 263ZM183 262V261H182ZM59 263H60V261H59ZM117 264H118V262H116ZM121 263V262H120ZM178 263V262H177ZM58 264V263H57ZM122 264V263H121ZM126 264V263H125ZM150 264V263H149ZM174 264V263H173Z\"/></svg>", "mask_w": 264, "mask_h": 264}, {"label": "clouds", "instance_id": "obj_3", "mask_svg": "<svg viewBox=\"0 0 264 264\" xmlns=\"http://www.w3.org/2000/svg\"><path fill=\"white\" fill-rule=\"evenodd\" d=\"M114 3L118 0H113ZM131 20V14L118 10L115 18V26L119 27ZM28 30L32 35H37L34 41V55L37 57H47L58 61L64 51L61 32L51 27L46 16L37 11L32 17ZM185 31L184 23L171 14H160L158 16L149 15L145 20L138 22V31L132 34L135 46L139 55L144 61L152 64L158 56H172L176 52ZM64 39H66L64 37ZM118 46L114 43L111 30L105 28L103 24L93 33L91 45L82 51L81 57L84 59L97 56L115 57ZM78 50V49H77ZM99 69H110V62L98 60ZM126 181H132L134 177L126 175Z\"/></svg>", "mask_w": 264, "mask_h": 264}, {"label": "water", "instance_id": "obj_4", "mask_svg": "<svg viewBox=\"0 0 264 264\" xmlns=\"http://www.w3.org/2000/svg\"><path fill=\"white\" fill-rule=\"evenodd\" d=\"M14 1L16 4L17 3L19 4L18 6L21 8L20 9L21 13H19L20 11L18 10L16 13H19V14L13 13L10 16L7 22H11L12 27L11 29L6 30V32L8 33L5 37L15 36V39L18 40L20 43H18V45H12V47L15 48V46H17L18 49L22 50V52H25L27 55V58L29 57L28 58L29 61L26 64H24V62L17 61L19 63H15L11 65L10 67H8L10 63L7 62L3 64V65H6L7 68L5 66H4L5 68L3 67L0 68V74L1 75L4 73L9 74L7 75L8 77V76H13L14 73L21 74L23 76L24 75L27 76L28 74L31 73L43 85L46 86L45 82L41 80L42 79L49 80L51 81V83H54L55 77H53L52 73L49 72V68H53V70L62 71L61 72L62 74L67 73V75L73 74V73L76 74L77 72L78 75L80 76V78L77 80H80L81 83L83 80H87V81L90 80L91 77L95 74V72L92 73L91 71L92 70L91 68L95 70V67H94L95 65L91 63L93 59L88 62L87 60L79 62L76 59H73L74 57L72 58V55L68 53L65 48H64L61 58L58 61L48 59L47 57H37L34 55V41L39 34L35 36L32 35L28 30V25L30 24L32 17L37 13V11H40L43 14H45V10L37 6L36 0H14ZM14 14L15 16H13ZM90 66L91 68H89ZM39 71L42 72V75L37 77V72ZM90 81H92V79ZM99 86L101 89L99 90L95 88L97 89V91L95 90L96 93H103V94L106 93L107 95L109 94L105 91L102 84ZM22 98H24V96H21V99ZM115 101H118V100L115 99ZM105 102L113 104L112 102H114V100L112 99L111 94H109L107 97L101 98L100 102L95 105H99V104L101 105L102 103H105Z\"/></svg>", "mask_w": 264, "mask_h": 264}]
</instances>
